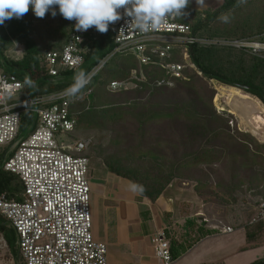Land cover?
I'll return each mask as SVG.
<instances>
[{
  "label": "trees",
  "instance_id": "1",
  "mask_svg": "<svg viewBox=\"0 0 264 264\" xmlns=\"http://www.w3.org/2000/svg\"><path fill=\"white\" fill-rule=\"evenodd\" d=\"M252 1L255 0H247ZM246 4L238 6L237 0H223L215 9L196 12L194 22H190L187 15L194 9L190 0L184 10L187 15L180 20L189 23L198 37L228 36L235 32L243 35L240 37L250 36L255 32V16L244 10ZM54 7L56 22L50 24L49 32L40 31L31 23L30 6L22 18L6 20L0 25V69L16 75L23 83L29 77L35 82L33 87L25 85L24 96L28 98L64 91L74 82L78 71L90 73L116 46L110 30L101 34L94 27L90 28L81 45L82 66L74 70L60 68L58 75L50 76L43 65V56L50 50H62L71 31L70 21ZM222 14L230 15L229 23L221 22ZM262 15L264 17V11ZM256 27L260 29L258 32H264V22ZM15 43L22 47L21 57L15 55ZM50 43L56 48L48 49ZM189 51L196 68L185 70L184 78L175 79L174 86L157 84V80L165 76L162 68L140 66L136 57L128 52L114 53L92 76L83 90L84 98L71 99L70 105L77 120L74 132L112 130L113 134L108 144L100 147V139L94 144L88 135L81 134L73 140L90 137L92 142L82 154L90 159L89 150L97 145L103 152L101 157L107 169L142 186L141 196L153 201L178 178H191L204 167L227 165L228 173L218 171L220 178L215 187L222 195L236 200L237 190L244 185L242 191L243 195L247 191L246 195L254 181L264 184V144L239 128L232 131L230 125L233 126L234 121L230 123L220 116L212 103L214 93L210 92L209 82L215 80L241 88L264 103V58L214 44L195 43ZM174 60L181 61L180 58ZM134 71L140 78L133 80L135 86L130 82L127 88H110L113 81L129 80ZM88 90L91 91L87 93ZM33 120L30 113L22 115L23 133ZM93 152L98 154L96 150ZM3 158L2 152L0 165ZM196 177L200 184L199 175ZM248 179L249 186L246 185ZM2 192L9 198L21 199L23 184L18 175L0 167V194ZM261 202L264 196L257 202L251 219ZM249 225L252 227L246 233L247 238L254 241L264 230V220ZM250 264H264V258Z\"/></svg>",
  "mask_w": 264,
  "mask_h": 264
},
{
  "label": "built area",
  "instance_id": "2",
  "mask_svg": "<svg viewBox=\"0 0 264 264\" xmlns=\"http://www.w3.org/2000/svg\"><path fill=\"white\" fill-rule=\"evenodd\" d=\"M118 11L123 15V8ZM129 20L125 16L109 25L116 46L90 72L92 76L114 53L130 52L140 66L156 65L164 70L165 76L157 80L159 85L174 86V80L184 78V71L194 65L189 49L195 43L264 52V41L203 39L180 19L169 21L164 30L148 34L129 31ZM70 23L64 48L50 50L43 56V65L50 76L58 75L60 68L77 69L84 62L81 45L89 30L77 31L75 21ZM121 29L124 34H120ZM14 52L17 57L22 56L20 44L15 43ZM175 52H179L178 57ZM180 55L184 61H175ZM134 77L140 79L137 72ZM128 83L113 81L110 88H127ZM25 91V84L16 75L0 69V147L3 148L0 153H4L0 167L18 175L23 184L21 199L9 198L6 192L0 194V214L17 233L19 254L25 264H109L107 244L93 234L90 159L82 154L92 139L82 137L67 144L57 139L59 133L73 131L77 123L66 89L29 98L24 96ZM25 113H30L34 120L23 133L21 123ZM262 220L264 202L249 223ZM225 231L232 232L233 227L226 226ZM153 245L157 258L168 264L173 256L165 230L157 232ZM6 246L7 241L1 235L0 248Z\"/></svg>",
  "mask_w": 264,
  "mask_h": 264
},
{
  "label": "crops",
  "instance_id": "3",
  "mask_svg": "<svg viewBox=\"0 0 264 264\" xmlns=\"http://www.w3.org/2000/svg\"><path fill=\"white\" fill-rule=\"evenodd\" d=\"M131 183L101 166L91 185L93 234L107 244L109 264H167L155 255L159 230L171 244L168 264H230L234 253L247 249L243 228L234 234L236 229L225 231L228 224L204 223L194 201L177 203V194L168 190L153 201L129 191Z\"/></svg>",
  "mask_w": 264,
  "mask_h": 264
},
{
  "label": "rangeland",
  "instance_id": "4",
  "mask_svg": "<svg viewBox=\"0 0 264 264\" xmlns=\"http://www.w3.org/2000/svg\"><path fill=\"white\" fill-rule=\"evenodd\" d=\"M222 1L223 0H204V4L202 6H198L196 0H191L194 9L191 13H189V15H187L190 22H194L196 18V12L200 10H205L207 8L215 9L221 5ZM245 6L246 8L244 10L247 11V13L251 12L252 16L258 18V21H256L257 19L254 17V22H255L254 31L257 33L254 32L250 36L247 35L245 37H240L243 35H240L239 32L238 33L235 32L229 34L228 36L218 35L215 37H201V38L210 39V40L217 39L221 41L233 40V39L264 41V32L263 33L258 32L260 31V29L256 27L259 26V23L264 22V17L262 15L264 11V0H255L252 1L251 3L247 2ZM30 10H31L30 15L32 16L31 23L36 27H38L40 31L46 30L49 32L48 29L50 24L54 20H56L55 17L51 15V12L47 13L44 18H38L32 11V8H30ZM220 46H225V45H220ZM47 48L50 49L56 47L50 43ZM234 49L242 51L244 54L249 56H257L259 58H264V52H260V51L255 52L253 51V49L250 48L242 49V48L234 47ZM178 55L179 52L175 54V57H178ZM179 58L180 60L184 61L181 58V55L179 56ZM187 63L190 64L191 61L189 60L187 61ZM195 68L196 66L194 64L188 69L192 70ZM136 72L137 71H134V74L131 75L132 77L129 80H124V81L131 82V84L134 83L133 80H138L134 77ZM168 78H170V76H168ZM124 83H125L124 86H126V82ZM209 83L211 86L210 92L213 91L214 93L212 98V103L216 108L217 113L220 114V116H222L223 118L230 120V123L234 121V125L233 126L230 125L232 131L235 130L234 129L235 127L236 129L239 128L251 134L256 140L264 144V137L253 133L250 130L249 125H247L246 120L243 117H241L240 114H237L231 110V104L229 100L233 95L238 94L239 96L238 101L240 100L239 102L241 103L238 105H243L242 102H250V101L253 102L255 100L258 103V105H260L263 108V110H264V103L257 97L251 95L250 93L245 92L241 88L225 85L215 80H211ZM131 84L128 83L127 87L131 86ZM132 85L135 86L136 83ZM256 111L257 110L254 108V112ZM81 134L85 136L87 135L90 136L93 139L94 144L99 142L100 139L99 142L100 143L99 147H100L101 145L108 144L109 137H111L113 133L112 130L104 131V132H99V131L79 132L78 130L75 132L72 131V132L59 133L57 135V139L60 142L67 144L72 142L73 139H76V137H78V135ZM96 147H93L92 149L89 150L90 171L88 173V179L90 182V186L96 180V175H97V171L99 170V167L105 166L103 164V159H102L103 152L100 151L99 147L98 148ZM0 149L3 148L0 147ZM93 150H96V153L98 154L94 155ZM228 170L229 169L227 168V165H223V164L222 165L216 164L213 166L204 167L202 171L195 172L193 174L189 173L192 174L191 178L182 177L181 179L178 178L174 180L169 185H167L164 191L168 190L169 192L171 191L172 193H174L173 195L177 194L176 195L177 197L175 198V201L177 203L187 200L188 202L194 201L197 204L198 212H200L201 214L199 215L198 218H200L204 223H208V221H210L209 222L210 224L224 223V225L226 224L231 225L233 227V230L236 229V231H234V234H237L238 233L237 229L240 228L241 229L243 228V230L246 231L247 233L251 229L250 227H252L251 225H249V222L251 220L252 214L255 211L256 204L264 196V184L262 185V183H260L259 181H254L253 184L250 186L252 187L251 190L246 195L245 193L247 191L244 193V195H243L244 190L242 191V189L246 187L244 185L241 189L237 190L238 200L237 199L235 200L227 195H222L221 192L217 190L215 187L216 182L220 178V175L217 173L219 171L222 174H226L228 173ZM196 175H199L200 177L199 178L201 180L200 184L197 183ZM248 181L249 179L247 180L246 183L247 186L250 185ZM1 235L5 237L7 241V246L5 247L4 251L3 250L0 251V253H2V255H0L1 257L0 264H25L24 258L19 254V250L17 246V240H18L17 233L15 229L9 224L7 219L0 214V236ZM206 244L207 243L205 244L202 243L201 247H205ZM245 247L247 248L246 250H243L242 252H238V253L236 252L231 256V258H229L230 264H250L257 259L264 258V230L260 233V236L254 239V241L248 239Z\"/></svg>",
  "mask_w": 264,
  "mask_h": 264
},
{
  "label": "clouds",
  "instance_id": "5",
  "mask_svg": "<svg viewBox=\"0 0 264 264\" xmlns=\"http://www.w3.org/2000/svg\"><path fill=\"white\" fill-rule=\"evenodd\" d=\"M190 0H0V25L6 20L22 18L29 6L38 18H44L51 12L55 17L59 14L69 21H75L77 31H87L95 28L104 34L109 30V25L128 17V30L148 34L164 30L171 20L181 19L187 15L184 11ZM198 6L204 4V0H196ZM247 0H237V4L243 5ZM124 9L123 15L118 9ZM219 19L223 23H229V14H222ZM120 34H124L121 29ZM92 73L84 70L78 71L73 78V83L66 89V95L73 100L84 98V89L91 82ZM24 84L33 87L35 82L29 77ZM134 194H143V187L131 183L128 188Z\"/></svg>",
  "mask_w": 264,
  "mask_h": 264
},
{
  "label": "bare ground",
  "instance_id": "6",
  "mask_svg": "<svg viewBox=\"0 0 264 264\" xmlns=\"http://www.w3.org/2000/svg\"><path fill=\"white\" fill-rule=\"evenodd\" d=\"M238 94L233 95L229 102L231 104V110L237 114H240L246 120L247 125H249L250 130L264 137V110L258 105V103L254 100L253 102H242L243 105L239 101ZM254 108L257 110L254 112ZM253 112V113H252ZM257 135V136H258Z\"/></svg>",
  "mask_w": 264,
  "mask_h": 264
}]
</instances>
